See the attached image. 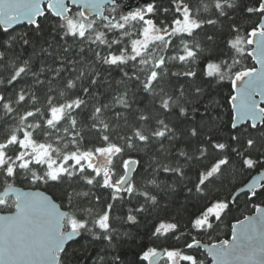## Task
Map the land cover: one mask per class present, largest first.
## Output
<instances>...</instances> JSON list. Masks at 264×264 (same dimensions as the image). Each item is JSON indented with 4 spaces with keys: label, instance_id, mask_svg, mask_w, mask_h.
Segmentation results:
<instances>
[{
    "label": "snow or ice",
    "instance_id": "1",
    "mask_svg": "<svg viewBox=\"0 0 264 264\" xmlns=\"http://www.w3.org/2000/svg\"><path fill=\"white\" fill-rule=\"evenodd\" d=\"M121 5L122 0H0V212L9 213L0 215V225L39 212L47 228L44 255L58 253L9 264H64L73 237L98 245L93 264H206L187 251L199 249L214 264H255L246 257L254 255L257 238L264 252V101L252 100L264 95L256 93L264 87V0L243 9L247 17H258L254 25L229 26L227 58L206 65L211 82L219 87L227 81L235 92L227 138L220 134L222 103L213 97L199 105L205 90L188 84L198 78L200 60L216 40L206 27L224 17L235 20L226 0H211V6L209 0ZM48 16L55 22L50 40L63 47L55 64L37 66V56H53L50 45L18 56L13 41L29 33L10 34L27 22L40 36ZM22 44L30 47L28 39ZM246 57L259 68L239 67ZM237 171L258 175L234 195L209 196L226 175L232 184ZM178 189L190 202L180 207L197 209L183 225L177 218L161 221L143 239L118 226L122 221L137 227L141 219L167 211ZM241 195L256 215L231 224L230 240L212 243L214 230L228 227L226 217ZM125 207L122 217L117 208ZM182 214L178 210L176 217ZM161 239L167 246L158 245ZM133 240L139 251L129 260L124 243Z\"/></svg>",
    "mask_w": 264,
    "mask_h": 264
},
{
    "label": "trees",
    "instance_id": "2",
    "mask_svg": "<svg viewBox=\"0 0 264 264\" xmlns=\"http://www.w3.org/2000/svg\"><path fill=\"white\" fill-rule=\"evenodd\" d=\"M230 3L233 5L232 9H227V4ZM255 3V0H226V11H230L231 15L235 16V20L228 19L227 17H224L220 20V23L216 25V27L213 26H207L204 30L205 34H214L216 37V40L213 42V44L210 47V54L206 55L200 60V67L198 68L199 76L194 82H188L189 85H194L196 87H200L204 89V95L201 99H199V105H202L204 102L208 101L209 99L215 97L217 98L223 105L222 107V116L221 121L225 125V128L223 131H221V135L224 137H228L230 129L228 128L229 125V112L230 110V95H232V88L229 86V82H225L222 86H217L216 83L211 82L209 78L206 76V65L210 62H216L219 63L220 59L227 58L229 55L227 47H225V41L230 37L231 30L230 25L232 23L240 24L241 26H248L251 27L257 22L258 17H247L248 14L244 13L243 9L246 6H251ZM122 6V5H121ZM209 6H211V0H209ZM74 11L76 9H73ZM202 14L207 16L208 13L204 12L202 9ZM55 22L53 21L52 16H48L46 19L41 20V31L42 35L37 36L31 29V27H18L14 30H12V33L10 35H16L17 33L22 32H28L29 35L24 37L21 35H16L15 41H13L14 48L13 52L18 56H28L32 52H39V50L44 45H50L51 50L53 52L52 57L48 56H37V66L39 65L40 61H43L45 64H55V55L58 48H62L63 45H61L60 41L58 39H51L50 37L52 35V25ZM0 35H4L2 32V29H0ZM59 33L57 32V36ZM28 39L30 47L28 49L23 48L22 40ZM200 39L203 41V36L200 37ZM3 46V42L0 41V47ZM34 46V47H33ZM251 50V48H249ZM70 55V54H67ZM233 55L235 53L233 52ZM247 67V68H253L254 63L252 61L251 57H246L244 60H241L239 67ZM178 67V66H177ZM231 68L235 69L237 67L236 64H232L230 66ZM221 69L224 72H227L228 70L224 68L223 64L221 63ZM177 70L176 68H173V71ZM6 71V70H5ZM227 78V77H226ZM188 94L191 96L192 89L191 87H188L187 89ZM193 100H197L198 98L192 97ZM146 103V101H145ZM202 110V109H201ZM234 131V130H232ZM261 147H264V144L260 145ZM255 154V153H253ZM135 156V154H134ZM140 156H143V153H140ZM205 163H209L206 161ZM257 172L255 171H247L244 173H241L239 171L235 174V181L232 184H228L227 180L229 178L228 175H226L225 182L220 186L218 190L213 189L209 191V196H219L221 198L231 196L234 194V192L243 186L252 176H254ZM2 187H0V191H2ZM26 189V188H25ZM43 190V189H41ZM107 193H104V197L106 198ZM185 193L183 191H180L178 189V196L175 201H173L172 206L167 210H160L152 214L147 219H141L140 225L137 227H128L123 224L122 221L117 222L118 226L125 227L126 230L130 231V234L135 236H140L142 239L145 238L146 233L151 231L155 226H157L161 221L163 222H173L176 218L179 223L182 225L187 222L188 220V214L190 212L196 211V208L193 207H187V212L184 211L183 208H181V205H188L190 202L186 201L184 199ZM247 197L244 195H241L239 199L237 200L236 205L233 206L232 211L229 213V215L226 217V223L228 224V227H223L221 231H219V226L217 229L214 230L215 239H213L212 243H218L222 239H230V225L237 222L240 219H243L244 217L251 215L254 213V210L252 208L251 204H247ZM58 202V201H57ZM102 202H107L106 199L102 200ZM59 203V202H58ZM201 205L199 206H202ZM77 207L83 208V204H78ZM99 210V209H97ZM180 211L183 213L182 215H179L176 217L177 211ZM220 209H212V211L219 212ZM117 212L123 217L127 214V208L125 207L123 210L117 208ZM7 213V212H2ZM90 218H91V214ZM68 219H66L65 225H67ZM224 223V222H222ZM67 230V229H66ZM202 244L209 243V240L206 237H199ZM182 244V242H181ZM158 245H164L165 242L161 239L158 241ZM66 252L64 254L63 260L64 264H93V260L95 259L96 253L99 251L98 245H94L92 241H90V238H82L79 237L76 241L70 243L66 247ZM124 250L127 253L128 259L132 260L136 254V252L139 251V249L136 248L135 241H125L124 243ZM189 252H194L195 254L199 255L201 259L206 258V264H209V261L206 257V255L203 253L201 249L199 250H187ZM146 264V262H145Z\"/></svg>",
    "mask_w": 264,
    "mask_h": 264
},
{
    "label": "water",
    "instance_id": "3",
    "mask_svg": "<svg viewBox=\"0 0 264 264\" xmlns=\"http://www.w3.org/2000/svg\"><path fill=\"white\" fill-rule=\"evenodd\" d=\"M127 4H128V0H122V6H125ZM108 6L110 7L111 5L109 4ZM4 10L8 11L7 4L4 5ZM22 26L31 27L27 24V22H24L22 24L16 25L12 30ZM252 61L254 63V67L259 68V65L256 64L253 59ZM249 78L256 79V77H249ZM240 86L243 87V84H241ZM256 93H264V87L257 86ZM234 94L235 92L232 89V95ZM252 100L256 103V105H259L261 101H264V95L254 94L252 96ZM232 114L233 116L235 115L234 112H232ZM247 123L248 122H246V124ZM257 175L258 173L252 176L241 187H246V185L248 183H251L252 179L256 178ZM240 188H238L236 191H239ZM6 214L9 213L0 212V215H6ZM254 215H256L255 212L251 214V216ZM46 232H47L46 224L42 220L41 214L39 212L34 213L30 218L22 219L16 222L15 224H9V222L5 221L2 225H0V249H2V251H0V264H9V262L13 260H41L46 258L51 259L54 255H57L58 253H56L55 251L49 253L47 256L44 255V248L47 244ZM78 238L79 237H73V240L69 241L66 247L70 243L76 241ZM230 239H231V234H230ZM261 246H262L261 240L259 238L254 239L252 242V247H254L255 249L254 255H249L246 257V259L254 260L255 264H264V252L261 251ZM201 250L203 251V249ZM203 253L206 255L209 264H214L212 258L210 256H207V253L205 252Z\"/></svg>",
    "mask_w": 264,
    "mask_h": 264
}]
</instances>
